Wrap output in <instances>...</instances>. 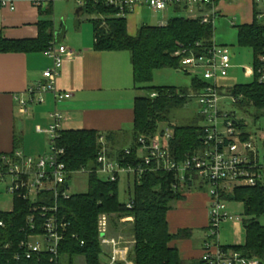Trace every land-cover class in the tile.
<instances>
[{"label":"trees","instance_id":"1","mask_svg":"<svg viewBox=\"0 0 264 264\" xmlns=\"http://www.w3.org/2000/svg\"><path fill=\"white\" fill-rule=\"evenodd\" d=\"M221 0H214L217 4ZM80 14H86L95 29V48L100 51H128L131 55L136 88L145 93L135 99L134 125L132 140L127 155L125 148L114 146V133H101L96 130H61L57 145L65 149L61 160L67 165L68 180L74 172L83 168H96L97 157L102 151L100 137H105L108 154L124 165H137L139 157V139L149 140L157 133H165L166 128L173 130L168 148L171 156L178 160L193 155L202 146L203 127L198 124L201 118L196 116L193 123L176 125L170 117L174 110L186 107L192 102V91L199 92L206 82L193 75L190 87L152 85L154 71L171 68L177 72L188 73L182 67V56L177 55L181 46L191 47L200 53L212 47L214 25L204 23L201 17L188 18L175 16L165 25H142L137 34L128 32L127 14L119 16L118 9L109 6L105 0H87L79 6ZM47 18L39 24V34L30 39H8L0 31V53L9 52H45L54 40L53 6L49 5L44 13ZM49 17V18H48ZM239 42L251 47L254 59L264 51V24L254 20L251 24L238 27ZM197 43L200 46H197ZM243 93L247 98L239 107L245 111L252 104L259 110L264 108V85L256 80L248 85H237L229 89ZM155 94V96H151ZM195 98V97H194ZM1 159V155H0ZM119 181V180H118ZM118 181L100 178L89 174V190L83 194H70L69 198L60 196L57 200L50 191L41 192L35 200L24 198L22 191L15 192L13 209L0 211V264H61L63 257L71 264L75 257H84L86 264H100L101 243L98 232V220L101 214L117 213L133 218L129 237L134 241L130 246L129 258L135 264H209L202 258L187 263L180 258L177 247L172 241L186 237L187 230L170 232L167 214L172 203L181 200L189 190L207 191L205 184L187 182L186 186L174 189L175 174L171 171L146 172L140 181L130 190L128 202H121L118 195ZM66 189L65 184L61 187ZM229 202H242L245 229L243 245L223 246L225 249L239 251L246 258H258L264 264V226L259 218L264 215V182L256 187H240L227 195ZM58 205L56 215L60 223H66L64 238L58 247V255L47 253L31 259L25 257L20 242L28 234L22 230L27 226L28 216L33 207ZM131 205V206H128ZM41 225L44 221L37 216ZM40 229V226H38ZM209 229V228H208ZM20 254V259L16 255Z\"/></svg>","mask_w":264,"mask_h":264},{"label":"built area","instance_id":"2","mask_svg":"<svg viewBox=\"0 0 264 264\" xmlns=\"http://www.w3.org/2000/svg\"><path fill=\"white\" fill-rule=\"evenodd\" d=\"M54 1L56 0H40L37 5L43 3L51 5ZM74 1L78 6H82L87 0ZM256 2L264 7V0ZM105 3L118 9V15L123 16L143 5L160 12L173 5L185 7L213 5L214 0H105ZM0 7L14 9V5L6 0H0ZM215 18V12L201 16L204 23L211 22L213 25ZM260 18L264 20V10ZM197 46L200 44L197 43ZM46 53L52 59L53 66L44 72L46 82L28 88L27 94L31 102H43V95L49 92L58 99L70 97V94L57 91L56 79L65 59L74 56L75 52L66 45L52 43ZM177 55L182 56V67L188 73L206 82V86L195 95L199 104V115L204 122L200 149L184 160L174 159L168 148L174 132L166 128L164 134L157 133L149 140L141 137L139 139L141 162L126 166L117 158L109 156L106 139L102 136L99 138L102 151L97 157L96 168H83L77 172L95 173L102 179L114 182L119 180L122 173H127L136 181H140L146 172L171 171L176 178L174 189L186 186L187 182L205 184L208 186L209 195V232L215 243H206L202 259L209 264H261L258 258H246L239 251L225 249L216 242V239L224 222L242 221L240 216L229 213L227 195L232 194L237 188L256 187L264 182V122L261 123V120H264V108L260 114H255L249 117L250 119L245 118L244 109L239 107L247 99L245 94H235L221 84L232 67L228 46L214 42L210 49H205L199 54L193 52L191 47L181 46ZM254 77L259 84L264 85V51L254 59ZM227 99L230 103H227ZM252 103L251 107L255 112L257 108ZM26 104L25 100H21L23 112L27 111ZM230 106H233V109H229ZM51 118L52 123L48 128L36 127L38 132L49 137L51 154L32 157L16 151L2 155L0 159V181L11 177L9 191L12 194L22 191L27 200H35L43 191L52 192L56 200L60 196L69 198L71 194L69 184L66 186L69 171L61 160L65 155V149L57 145L62 116L54 112ZM125 153L129 155L131 150L127 148ZM64 184L66 189L62 191L61 187ZM57 210V204L52 207L42 205L32 208L27 226L22 229L27 231L28 236L20 242V249L26 258L31 259L42 253L58 255L59 244L64 238L61 230L65 229L67 224L59 222ZM37 216L44 221L41 225ZM0 224L3 225V222ZM108 230L109 216L101 214L98 220L100 243L102 248L109 247V254L102 264H135L129 258L131 247L121 245L119 239L109 236ZM20 257V254L16 255L17 259Z\"/></svg>","mask_w":264,"mask_h":264},{"label":"crops","instance_id":"3","mask_svg":"<svg viewBox=\"0 0 264 264\" xmlns=\"http://www.w3.org/2000/svg\"><path fill=\"white\" fill-rule=\"evenodd\" d=\"M6 1H10L14 9L0 7V31L3 35L15 40L36 38L39 34L38 24L47 18L43 13L49 5H37L40 0ZM211 5H173L160 12L152 10L161 18H155V24L144 25H165L172 10L192 11L188 18H196L206 11L222 16L225 10L232 8L227 0L219 1L209 10ZM148 8L139 6L127 15L129 34H137L140 28L137 16ZM241 8L239 10V6H236L235 11H239L243 18L242 25L251 24L255 19L264 24L260 18L264 7L256 0H244ZM53 9L50 16L53 21V43L66 45L75 52L74 56L65 59L56 79L57 91L70 94V97L58 99L49 92L43 95L44 101L41 103L30 101L28 88L46 82L44 72L53 66L46 51L0 53V155L20 151L27 156H42L47 148L48 136L38 132L36 127L48 128L54 112L62 116L61 130L86 129L114 133V146L122 148L127 144L124 147L127 149L132 140L135 99L142 93L136 88L130 53L97 50L94 25L88 15L80 14L77 8L73 25V16L68 12L61 13L59 3ZM21 100L27 102L26 112L22 111ZM174 204L167 214L170 232L187 230L189 233L172 241L171 245L177 247L183 261H198L204 254L206 243H215L208 229V192L189 190L173 207ZM227 224L229 228L225 229L230 231L225 232L223 228L216 242L229 247L243 245L245 229L242 221Z\"/></svg>","mask_w":264,"mask_h":264},{"label":"rangeland","instance_id":"4","mask_svg":"<svg viewBox=\"0 0 264 264\" xmlns=\"http://www.w3.org/2000/svg\"><path fill=\"white\" fill-rule=\"evenodd\" d=\"M229 3V8L224 11V15L216 16L214 22V41L218 45H226L230 48V53L232 57V67L229 70V73L225 79L221 81V84L226 87V89H231L237 85H248L253 83L255 80L254 77V51L251 47L241 45L239 42L238 36V27L242 25L243 18L241 17L239 11L236 10V6H239L241 10V5H243L244 0H227ZM59 3V8H61V13L68 12L73 16V25L75 20V11L79 6L74 0H56L53 3ZM214 5V4H213ZM213 5L210 6L209 10L213 9ZM54 11V9H53ZM212 11H206L205 14H212ZM193 12H186L181 10L180 12H174L173 10L170 13V18L174 16H184L189 17ZM236 14V15H235ZM160 19V15H157L152 11V9L142 10L141 13L137 16L138 26L141 27L144 23H154L155 18ZM237 17V19H235ZM263 21V20H262ZM264 22V21H263ZM68 24V23H67ZM193 75H187L183 72H177L171 68H160L154 71L153 79L151 84L155 86H178V87H190L191 80ZM145 93L142 91L141 94ZM197 91H192L190 93L193 97L192 102H190L186 107L176 109L171 114V121L176 125H187L193 123L196 116L199 115V104L195 97ZM153 94H151L152 96ZM227 103H230V100L227 99ZM229 109H233V106H230ZM253 110V111H252ZM256 112V113H255ZM252 107H249L247 111L243 110L245 113V118H251L255 114H260L259 110H255ZM249 118V119H250ZM264 120H261L263 124ZM200 126H203L204 122L202 119L198 121ZM47 137V136H46ZM127 144H124L122 148L126 147ZM46 151L42 154H51L50 140L47 137ZM135 179L133 176L128 175L127 173H122L118 181V195L121 202H128L130 198V193L133 191V185ZM12 184V178L7 177L4 181H0V211H10L13 208V199L14 195L9 188ZM69 184V193L71 194H83L87 193L89 190V174L83 172L74 173L71 178L68 180ZM131 190V192H130ZM174 203V202H173ZM229 213L234 216H240L241 219L244 218V205L242 202L231 201L228 202ZM176 206V201L173 207ZM109 236L115 237L120 240L121 245L123 246H133L134 241L129 237V229L133 218L129 216H121L117 213H109ZM131 218V219H129ZM260 222L264 226V215L259 218ZM229 222H224L221 225L220 231L223 228H229L227 224ZM228 225V226H227ZM227 226V227H226ZM229 232L230 230H224ZM220 235V232H219ZM109 247L104 246L101 248L100 253V264L106 261V258L109 254ZM61 264H69L68 259L63 257ZM71 264H86L84 257H75Z\"/></svg>","mask_w":264,"mask_h":264},{"label":"water","instance_id":"5","mask_svg":"<svg viewBox=\"0 0 264 264\" xmlns=\"http://www.w3.org/2000/svg\"><path fill=\"white\" fill-rule=\"evenodd\" d=\"M80 10H82V8ZM66 186H68V183H66Z\"/></svg>","mask_w":264,"mask_h":264}]
</instances>
